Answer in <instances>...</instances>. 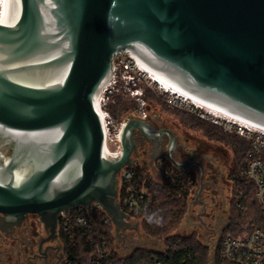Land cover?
Returning a JSON list of instances; mask_svg holds the SVG:
<instances>
[{
    "label": "water",
    "instance_id": "1",
    "mask_svg": "<svg viewBox=\"0 0 264 264\" xmlns=\"http://www.w3.org/2000/svg\"><path fill=\"white\" fill-rule=\"evenodd\" d=\"M128 53L264 127V0H18L15 20L0 23L2 234L36 215L48 234L41 249L58 238L62 215L93 205L118 238L139 229L118 200L139 134L152 145L151 164L165 143L178 170L199 168L205 213L204 165L177 166L170 129L130 117L121 153L105 152L96 99L114 59Z\"/></svg>",
    "mask_w": 264,
    "mask_h": 264
},
{
    "label": "trees",
    "instance_id": "2",
    "mask_svg": "<svg viewBox=\"0 0 264 264\" xmlns=\"http://www.w3.org/2000/svg\"><path fill=\"white\" fill-rule=\"evenodd\" d=\"M138 87L141 89L140 85ZM130 108L128 101L120 97H115L114 103L108 106L116 119L126 115ZM198 126L211 140L229 145L238 163L232 177L235 201L230 222L216 243L214 254L216 264H226L220 258L222 242L228 237L244 236L257 228L264 229V209L256 197L255 184L243 177L250 142L234 134H225L221 128L209 123L200 122ZM131 170L132 179L125 182L120 190L122 208L131 219L140 222L146 235L163 240V250L137 247L129 255L123 256L115 248L117 237L111 220L99 206L93 205L89 210L73 209L66 219L59 220L58 238L66 259L63 264H93L102 253L108 254L104 264H211L210 246L200 242L195 235L174 234L188 211L193 188L191 172L187 174L168 164L161 167V181L156 182L142 166L136 165ZM127 189L137 198L138 204L133 208L123 202L130 195ZM153 213L162 217L160 224L148 222L147 217ZM79 217H85L86 224H80L77 221Z\"/></svg>",
    "mask_w": 264,
    "mask_h": 264
},
{
    "label": "rangeland",
    "instance_id": "3",
    "mask_svg": "<svg viewBox=\"0 0 264 264\" xmlns=\"http://www.w3.org/2000/svg\"><path fill=\"white\" fill-rule=\"evenodd\" d=\"M1 9L2 0H0V11ZM128 59L129 56L126 54L117 58L116 65L118 67V73L121 68H123V63L127 62ZM153 80L158 85L160 84L155 79ZM139 85L142 89L140 91L143 93L141 97H131L126 95V91H119L118 89L111 90L113 92L112 103H114L115 97H120L123 101H128L129 106L131 107L126 115L116 120L118 123H122L130 117H137L140 119L149 117L158 128L163 127L174 131L181 142L188 140L189 144L187 146L192 152L201 150L199 157H204L207 160L204 162L206 168L203 179L204 185L199 198L205 203V213L201 215L203 207L201 204L196 203L197 193L200 186V172L197 168H193L191 169L193 188L189 196L188 211L181 222L180 228L175 231L174 234L177 236L195 235L200 242L211 247L220 240L223 232L227 229V224L230 222V214L235 201L233 196L232 177L236 173L238 163L236 155L229 145L208 138L198 124L200 122L209 123L221 128L225 134L240 136L235 133L234 130L215 123L211 117L215 114L214 116L229 120L223 118V115L216 113L210 115L209 112L199 108L196 109L190 105L170 104L169 96L161 92L158 89V86L149 80H143ZM160 88L165 91V87L162 84H160ZM168 92L173 93L172 91ZM175 96L182 99L178 95ZM182 100L187 103L190 102L186 99ZM143 115H146V117L143 118ZM149 152L151 154V150H149ZM209 163H212L211 168L207 167ZM145 169L156 182L161 181V168L149 167ZM184 172L188 174V171ZM122 173L123 170L118 175L119 192ZM129 221L133 226L138 224L139 229L124 231L120 238L116 236L117 243L115 248L119 253L126 256L137 247L158 251L163 250V240H155L146 235L141 229L138 220L130 218ZM30 224L33 226L31 235L34 236L33 233L37 230L40 234L39 236L46 238L48 234L38 217L31 216ZM33 236H31V239ZM32 241L33 246L31 252L24 253L23 244H15V242L9 240L7 236H0V264H28L29 255L34 256L36 253L41 256V258L45 257L44 254L39 251L38 241L36 239H32ZM46 244L47 246L51 245L54 248L58 247V249H56V251L55 249L48 251L46 263H44L45 261H42L39 257L38 259L32 257L31 260L34 261L33 264H58L62 253V245L60 241H51ZM12 246H16V248L14 249Z\"/></svg>",
    "mask_w": 264,
    "mask_h": 264
},
{
    "label": "built area",
    "instance_id": "4",
    "mask_svg": "<svg viewBox=\"0 0 264 264\" xmlns=\"http://www.w3.org/2000/svg\"><path fill=\"white\" fill-rule=\"evenodd\" d=\"M123 55L124 54L119 55L114 59L112 82L110 83L109 87H106L105 91H103L96 103V111L100 118L105 134V150L110 152L111 156H118L121 153L120 137L124 125V122L118 123L116 118L108 110V106L113 104V92L111 90L118 89L119 91H126V95L131 97H141L143 93L140 91L142 89L138 87L139 83H141L143 80H149L153 84H156L161 92L169 96L170 104L190 105L196 109L198 108L195 105L189 104L184 100L179 99L171 92L163 91L160 88V84L158 85L151 78L150 74L142 70L139 62L136 59L130 58L128 54H126L129 56L128 61L123 63V68H121L120 72L118 73L116 60ZM145 117L146 115H143V118ZM211 117L215 123L234 130V132L240 137L250 142L251 147L248 153L249 159L246 169L243 173V177L255 184L256 197L264 209V131L255 129L253 130L247 124L244 125L234 120H224L214 115ZM132 168H126L123 170L122 176L120 178V190L122 186L124 187L125 182L132 179ZM127 190L130 195L126 197L123 202L126 206L133 208L138 204L136 200L137 198L130 189ZM118 200L121 203L120 192ZM238 207H240L239 204ZM68 215H62L60 219H66ZM77 221L80 224H86L85 217H79ZM215 246L216 243L211 246V264H216L214 258L216 248ZM220 248V258L226 264H264V229L257 228L252 232L240 237H228L222 242ZM107 259L108 254L102 253L99 259L94 261L93 264H104ZM65 262L66 259L63 258L62 264Z\"/></svg>",
    "mask_w": 264,
    "mask_h": 264
},
{
    "label": "flooded vegetation",
    "instance_id": "5",
    "mask_svg": "<svg viewBox=\"0 0 264 264\" xmlns=\"http://www.w3.org/2000/svg\"><path fill=\"white\" fill-rule=\"evenodd\" d=\"M145 119L147 121H149L155 128L159 129L158 126H156L154 124V122L149 117H147ZM171 132H173V134L175 135L176 142H177L176 150H175V152L172 153L173 159L176 162H181V164H187V163L192 162V161H198V162L203 163V165H204V162L207 160L204 157L203 158L199 157L200 156L199 154H201V150H199V151L196 150L195 152H192L187 146L189 144L188 140H185V142H181L179 140L177 134H175L174 131H172V130H171ZM165 139L168 140L166 137H165ZM137 145H138V153L135 156L136 165L142 166L143 168H149V167L150 168H152V167L161 168V167H164V166L170 164L171 168L177 170V167L175 166L174 162L170 161L168 156H167V145L165 143H163V146H162L163 148H162L161 154L153 161L152 164L150 163L151 159L149 156L150 155L149 150H151L152 145L147 140H145L140 134L137 137ZM0 148L1 149H7V148L9 149V147L6 146L5 144H3V142H0ZM198 158H200V159H198ZM207 167L211 168L212 163H209ZM194 168H197L199 170V168L197 166ZM204 168H205V165H204ZM188 172H191V170H189ZM31 216L38 217L36 215H29L28 219L26 221H24L20 227H16L15 230L13 231V233L9 234L7 237L9 238V240L15 242V244H17V243H18V245L23 244L24 245L23 246L24 253L31 252V249L33 246L32 239H36L38 241L39 251H40V253L44 254L45 257L41 258V256H39L37 253L34 254V256L29 255L28 264H33L34 261L31 260L32 257H34L35 259H38V257H39L42 259V261H45L44 263H46L48 251H52L54 249L56 251V249H58V247L54 248L53 246H51V245L47 246V244L44 243L40 249V244L44 238L42 236H39L40 234H39V232H37V230L34 231V233H33L34 236L31 235V232L33 229V226H31V224H30ZM2 235H3V237L5 236V234L0 233V236H2ZM31 236H33L32 239H31ZM47 236H46V238H47ZM54 241H59V238H57V240H54ZM13 248L15 249L16 246ZM62 261H63V258H61V255H60V260H59L58 264H62Z\"/></svg>",
    "mask_w": 264,
    "mask_h": 264
},
{
    "label": "bare ground",
    "instance_id": "6",
    "mask_svg": "<svg viewBox=\"0 0 264 264\" xmlns=\"http://www.w3.org/2000/svg\"><path fill=\"white\" fill-rule=\"evenodd\" d=\"M17 12H18V0H2V9L0 11V23H4V24L12 23L16 18ZM128 55L130 56V58L136 59L139 62L142 70L150 74L152 79H155L158 83L162 84L165 87V91H172L174 95H178L180 98L190 101L189 103H192V105H195L199 109L207 111L210 114H214V113L221 114L224 116L223 118L229 119V121L234 120L244 125L247 124L253 130L255 129V130L264 131V127L262 125L254 123L253 121H250L240 116L239 114L233 112L231 109L227 108L226 106H223L219 103H216L214 101L208 100L200 96L199 94L195 93L193 90L184 86L182 83L178 82L177 80L170 77L166 73L151 68V66H149V64L139 55L135 53H128ZM99 97L96 99V103ZM105 152L110 155V152H107V150H105Z\"/></svg>",
    "mask_w": 264,
    "mask_h": 264
},
{
    "label": "clouds",
    "instance_id": "7",
    "mask_svg": "<svg viewBox=\"0 0 264 264\" xmlns=\"http://www.w3.org/2000/svg\"><path fill=\"white\" fill-rule=\"evenodd\" d=\"M177 166L179 167L181 162H176ZM149 223H156L160 224L162 222V217H159L156 213H153L152 215L147 217Z\"/></svg>",
    "mask_w": 264,
    "mask_h": 264
}]
</instances>
